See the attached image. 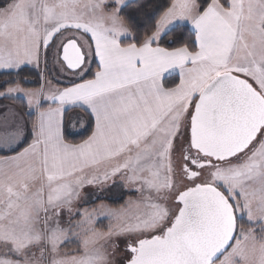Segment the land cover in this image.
<instances>
[{
	"label": "snow or ice",
	"instance_id": "snow-or-ice-1",
	"mask_svg": "<svg viewBox=\"0 0 264 264\" xmlns=\"http://www.w3.org/2000/svg\"><path fill=\"white\" fill-rule=\"evenodd\" d=\"M133 4L127 21L121 12ZM144 7L138 0L0 7V70L38 62L41 48L65 33L68 69L83 75L93 48L99 59L94 78L70 88L17 84L0 93L22 94L36 110L32 142L0 156V264H108L96 245L113 236L129 238L124 264H264V0L157 4L141 39L134 25ZM166 74L179 82L166 87ZM41 97L56 107L42 109ZM73 104L95 118L91 136L76 145L63 134L64 106ZM21 136L6 135L0 151H15ZM117 176L141 199L104 208L118 224L103 233L98 214L74 205L86 185ZM70 234L79 252L61 255Z\"/></svg>",
	"mask_w": 264,
	"mask_h": 264
},
{
	"label": "crops",
	"instance_id": "crops-1",
	"mask_svg": "<svg viewBox=\"0 0 264 264\" xmlns=\"http://www.w3.org/2000/svg\"><path fill=\"white\" fill-rule=\"evenodd\" d=\"M85 1L88 2V0H85ZM109 10H111V9H109ZM188 27L190 28L191 26L188 25ZM56 39H59V48L61 50L60 45H61V42L65 39V37L57 35L53 38L52 41H50L47 48H43V47L41 48L38 62L34 61L33 63H30V64L26 63V64L22 65L21 68L23 66H27L29 68L38 70L40 72H43V74L48 75L49 70H47V67H52L53 72H54L55 71V67H54L55 62H53V61H54L55 50L54 49L52 50V48H50V45ZM84 51L88 52L87 47H85ZM47 54H49V56H50L49 59L51 58V61H52L51 63H50V61L48 62L46 60ZM85 62L89 64V67H88L87 71L83 73V75H78V73L80 72L79 71L80 69L77 70L76 72H70L63 65L64 69H66L67 71L60 73V75H59L60 80L58 82H56V81L46 82L43 78V82H42L41 86L44 87L45 93H47L50 89L63 90L64 88H70L75 84L82 83L85 80L93 79L95 72L99 70V59H98V57H95V55H94V48H93V52L91 54H88L85 56ZM91 66L95 67V71H94L92 77L84 79L85 75L87 74V72ZM17 70H19V69L0 70V72H14ZM174 78L177 80V83H178L179 77L177 74H172V75L166 74L165 80L166 81L167 80L173 81ZM41 86L37 89H30V90H33V91L39 90L41 88ZM13 87H15V86H13ZM6 91H7V89L0 92V93H5ZM5 100H22V101H24V103L26 104V107H27L26 114L32 115L33 122L36 120V110L34 108L33 109L28 108L27 98L25 96H23L22 94L12 93L11 95H0V142H2V139L6 135H10L12 133H15L17 130H20L22 132L21 140L18 144L13 145V147L15 148V151H16V149L25 140L27 124H26L25 117L20 113V111L15 106L6 102ZM39 102H40V106L42 109H47L49 107H53V108L56 107V104L52 103L49 100L43 99V97L40 98ZM64 109L65 110H64V115H63V134H64L65 129H67L71 133L81 131L87 125L88 119H91V121L93 123L92 132L95 130V118L91 114V111H90V109L87 108V106H81L78 104L65 105ZM70 114H74V116H75L74 121H72V122L69 121ZM75 118H76V121H75ZM92 132H91V134H92ZM31 133H32V128H31ZM33 138L34 137L32 134L30 143L32 142ZM65 143H67V142L65 141ZM68 144H70V143H68ZM73 145H76V144H73ZM22 150H20V151H22ZM15 151H0V153L5 154L4 156H13L19 152V151H17V152H15ZM114 178L119 179V182L123 186V191L128 193L129 191L127 192V188L129 185H126L124 183L123 179L119 176L114 177Z\"/></svg>",
	"mask_w": 264,
	"mask_h": 264
},
{
	"label": "rangeland",
	"instance_id": "rangeland-1",
	"mask_svg": "<svg viewBox=\"0 0 264 264\" xmlns=\"http://www.w3.org/2000/svg\"><path fill=\"white\" fill-rule=\"evenodd\" d=\"M82 3H87L85 0H81ZM71 33H65L64 37L70 35ZM86 37H84L85 39ZM87 39V38H86ZM50 48L52 50H55L54 55V61L55 62V71L53 72L52 67H47L48 75L43 74V72H40L42 76H44V80L46 82H58L60 80L59 75L61 72H66L67 70L64 69V66L62 62L59 60L60 55V48H59V39H56L54 42L51 43ZM91 54V53H90ZM49 54H47L46 60L50 63L51 58L49 59ZM85 67V65H83ZM86 67L88 69L89 64L86 63ZM80 71V70H79ZM48 80V81H47ZM74 114H70L69 121H74ZM76 121V118H75ZM185 136H187V130H185ZM179 143V142H178ZM173 164L177 167V171H179V165L181 163L180 161V155L179 152L174 153L173 155ZM184 183H188L187 181H184ZM129 191V192H128ZM127 196L125 197L124 205L119 208H112L110 207L105 201L108 200H119L123 197V186L119 182V179L112 178L108 180L103 185H86L84 188L80 190V197L75 202L74 210L76 211H82V210H88L89 212H93L98 214L96 217V223L95 228L97 231L107 233L109 225L111 224L113 227H115L118 222L114 219H109L106 216L102 214L104 208H110V209H120L122 207H125L129 202L131 201H137L141 199V194L135 190L134 187L131 185L127 188ZM126 193V192H125ZM103 206V208H102ZM67 219V216H66ZM76 220L81 219L79 215L75 216ZM252 228L259 232L258 225H251ZM83 233H81V236ZM129 242V238L126 236H113L108 240H100L96 247L103 246V251L108 256V264H124V257L126 256V249L127 244ZM64 244L70 245V249H62V246ZM61 246L60 253L61 255L67 253L69 255L75 254L76 251L80 249L79 239L77 236L70 234L68 241L64 243ZM78 245V246H76ZM77 254V253H76Z\"/></svg>",
	"mask_w": 264,
	"mask_h": 264
},
{
	"label": "trees",
	"instance_id": "trees-1",
	"mask_svg": "<svg viewBox=\"0 0 264 264\" xmlns=\"http://www.w3.org/2000/svg\"><path fill=\"white\" fill-rule=\"evenodd\" d=\"M8 2H10V0H0V7H3ZM138 2L141 4H144L145 7L140 11L139 15L136 18L134 30H135V33L142 39L143 35L146 32H149L150 29L154 26L155 19L158 18L159 12L156 11L157 4L167 5L171 2V0H138ZM136 11L137 10H136L135 4H133L130 8L121 12V15L125 18V20L130 21L131 20L130 14H135ZM159 11L162 12L163 8L159 9ZM170 38L171 37H168L166 38V40ZM123 42L129 43L132 41L125 40ZM161 46L176 47L179 45H169L167 42H165ZM190 47L194 48L195 45H190ZM94 71H95V67L91 66L87 74L85 75L84 79L92 77ZM5 82H8V83H5ZM42 82H43V76L41 75L40 71L29 68L27 66H23L22 68L14 72H0V92L6 90L9 87L16 86L17 84H19V86L24 89H28V90L37 89L42 85ZM176 83H177V80L175 78L173 81L165 80L166 87H173L175 86ZM5 101L12 104L20 111V113L25 117L26 124H27L25 140L16 149L15 152H17L25 148L31 141V137H32L31 128H32V123H33V117L32 115L26 114L27 107L24 101L22 100H5ZM92 128H93V123L91 119H88L87 125L81 131L71 133L67 129H65L64 130V140L70 144H79L85 141L91 135ZM4 155L5 154L0 153V156H4ZM127 195L128 194L124 192L123 197L120 198L119 200H108L105 202L112 208H119L124 205V201H125L124 199ZM241 223H243V226L245 227V229L252 227L246 221H242ZM70 248L71 246L67 244H64L62 246V249H70ZM78 252L79 251L77 250L76 253L78 254Z\"/></svg>",
	"mask_w": 264,
	"mask_h": 264
},
{
	"label": "water",
	"instance_id": "water-1",
	"mask_svg": "<svg viewBox=\"0 0 264 264\" xmlns=\"http://www.w3.org/2000/svg\"><path fill=\"white\" fill-rule=\"evenodd\" d=\"M59 59H60V61L63 63V65L65 66V68H66L67 70H69L70 72H76L77 70H79V69L72 70V69H68V68H67L66 63L63 62V60H62V49L60 50ZM82 67H83V65H82ZM187 135H188V132H187Z\"/></svg>",
	"mask_w": 264,
	"mask_h": 264
},
{
	"label": "flooded vegetation",
	"instance_id": "flooded-vegetation-1",
	"mask_svg": "<svg viewBox=\"0 0 264 264\" xmlns=\"http://www.w3.org/2000/svg\"><path fill=\"white\" fill-rule=\"evenodd\" d=\"M193 168H194V166H193ZM194 170H195V168H194Z\"/></svg>",
	"mask_w": 264,
	"mask_h": 264
}]
</instances>
